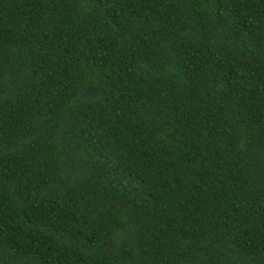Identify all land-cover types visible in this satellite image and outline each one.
<instances>
[{
	"label": "trees",
	"instance_id": "obj_1",
	"mask_svg": "<svg viewBox=\"0 0 264 264\" xmlns=\"http://www.w3.org/2000/svg\"><path fill=\"white\" fill-rule=\"evenodd\" d=\"M0 264H264V0H0Z\"/></svg>",
	"mask_w": 264,
	"mask_h": 264
}]
</instances>
